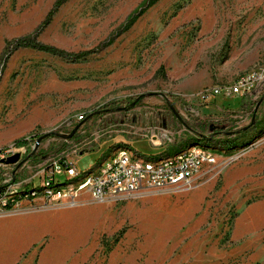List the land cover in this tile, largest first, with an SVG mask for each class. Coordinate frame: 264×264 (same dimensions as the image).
<instances>
[{"label": "rangeland", "instance_id": "rangeland-1", "mask_svg": "<svg viewBox=\"0 0 264 264\" xmlns=\"http://www.w3.org/2000/svg\"><path fill=\"white\" fill-rule=\"evenodd\" d=\"M55 1L0 0V60ZM37 41L93 53L73 62L23 48L1 65L0 156L18 159L2 161L0 179L16 172L12 181L37 185L44 159L27 151L49 145L51 156L82 153V173L119 147L156 159L199 139L217 164L182 191L53 209L23 202L0 216V264H264V79L244 95L202 98L264 74V0H68ZM79 124L73 140L53 136L35 150L39 136ZM164 132L171 143L154 146Z\"/></svg>", "mask_w": 264, "mask_h": 264}, {"label": "built area", "instance_id": "built-area-1", "mask_svg": "<svg viewBox=\"0 0 264 264\" xmlns=\"http://www.w3.org/2000/svg\"><path fill=\"white\" fill-rule=\"evenodd\" d=\"M264 79L260 72L249 73L237 79L229 87H215L204 93L208 100L219 94L244 95ZM86 116L77 117L79 123ZM154 146L161 142L171 143L169 133L154 136ZM9 150L0 156V167L5 155H13ZM82 153L62 151L42 161L37 168L38 184L28 180L12 181L15 173H3L0 181V216L14 211L21 203L37 201L44 208L74 207L83 198L95 202L139 196L152 191L171 189L182 191L192 185L205 167L217 164L216 150L202 146H191L178 153L150 159L136 155L126 147L118 148L103 158L96 166L82 173L76 163ZM34 175V176H35ZM66 176L64 182L57 176Z\"/></svg>", "mask_w": 264, "mask_h": 264}, {"label": "trees", "instance_id": "trees-1", "mask_svg": "<svg viewBox=\"0 0 264 264\" xmlns=\"http://www.w3.org/2000/svg\"><path fill=\"white\" fill-rule=\"evenodd\" d=\"M66 1H68V0H57V1H55L51 10L46 14L44 20L40 23V25L36 28V30L34 31V33L31 36L16 38V39L10 40L6 43L5 48L3 50V55H2L1 60H0V75H1L2 69H3V66L1 67V65H4L5 62L7 61V59L14 52H16L19 49H23V48H28V49H32V50H35V51H38L41 53L50 54V55L56 56L58 58H61L63 60L73 61V62L83 60L93 53V51H83V52H78V53L67 52V51L59 49L57 47L46 45V44H43V43H40L37 41L38 36L42 33V31L45 28H47L49 26V24L51 23L52 18L55 15V13L58 11V9ZM149 6H150V4H147V5L145 4L144 6L143 5L139 6V8L137 9L139 12L136 15H133L134 13L132 14L131 18L129 19L130 23L134 22L144 12V10L149 8ZM133 16H135V17H133ZM154 95L155 96H162L161 94H154ZM145 98H146V95L138 96L137 101L134 104V107L137 106ZM112 104L113 103H109V104L103 106L101 110L91 112L89 115H87V117H86L87 120H90V119L96 117V115H100V114L105 113L109 110H112V109L108 108ZM130 104H128L127 107H130ZM126 109H128V108H126ZM81 123H84V122H81ZM208 127L211 130H213L215 128L213 125H210ZM218 128H221V127H218ZM70 132L71 131H69L68 134ZM56 134H58V133H56V131L49 132L45 135H42L44 137V138H42V140H44L46 138H52L53 136H56ZM42 136H39V137H42ZM74 137L75 136H73L71 138V140H73ZM62 146L64 147V143H62ZM191 146H202L204 148H211L210 146L206 145V143H201V140L199 139L198 141H195L194 143H192V144H190V145H188L182 149H179V150H177L171 154L178 153L181 150H184V149L191 147ZM52 148L53 147L51 145H49V147L46 149L45 152L36 153V154L33 152V150H28L26 159L28 160L30 157L35 158V160H39V159L42 160V159L48 158L49 156H51L48 154V152H50ZM119 148H122V147H119ZM116 149H118V148H116ZM168 155H170V154H168ZM7 159H9V158H7ZM0 181H1V179H0ZM1 189H2V187L0 185V191H1Z\"/></svg>", "mask_w": 264, "mask_h": 264}, {"label": "water", "instance_id": "water-1", "mask_svg": "<svg viewBox=\"0 0 264 264\" xmlns=\"http://www.w3.org/2000/svg\"><path fill=\"white\" fill-rule=\"evenodd\" d=\"M149 95H151V94H149ZM131 107H133V104H131ZM170 108L173 109L171 106H170ZM79 127H80V124L76 125L69 134H62V135L56 134V136H59L63 140H70L76 134ZM42 138H44V137L42 136L36 141L35 150L37 149L39 142L42 140ZM17 159H18L17 156H13V157L9 158V162H15Z\"/></svg>", "mask_w": 264, "mask_h": 264}, {"label": "crops", "instance_id": "crops-1", "mask_svg": "<svg viewBox=\"0 0 264 264\" xmlns=\"http://www.w3.org/2000/svg\"><path fill=\"white\" fill-rule=\"evenodd\" d=\"M112 145V144H111Z\"/></svg>", "mask_w": 264, "mask_h": 264}]
</instances>
